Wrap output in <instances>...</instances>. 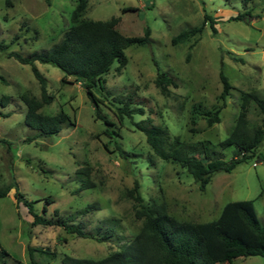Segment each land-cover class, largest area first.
<instances>
[{
  "label": "rangeland",
  "instance_id": "obj_1",
  "mask_svg": "<svg viewBox=\"0 0 264 264\" xmlns=\"http://www.w3.org/2000/svg\"><path fill=\"white\" fill-rule=\"evenodd\" d=\"M13 3L7 7L0 0V43L6 45L0 49V187L16 183L34 201L37 214L54 218L57 210L94 235L110 230L113 237L97 241L62 226L33 225V216L23 203H17L13 187L0 198V244L9 253H0V264H64L65 255L101 259L120 250L143 224L135 215L138 203L128 193L135 181L145 203L165 200L169 212L180 220H215L227 203L253 200L264 223V141L254 157L231 172H216L201 191L186 168L157 156L136 126L149 118L167 127L168 147L175 138L185 142L208 139L214 144L226 139L239 115L242 93L256 92L264 98V0H88L82 19L120 17L119 29L124 34L143 36L149 28L151 41L129 46L127 65L118 72V63H114L104 75L105 88L94 89L103 101L101 116L80 82L69 77L71 82L64 83L60 68L37 61L54 95V101L41 112L54 115L64 109L72 123H65L58 134L33 140L27 139L37 131L25 122L27 107L21 96L39 97L40 83L30 64L9 54L15 51L28 56L59 42L74 24L72 14L79 0ZM205 15L216 22V32L208 19L201 33L186 42L172 43L181 31L202 25ZM239 15L242 19L235 18ZM222 64L233 87L225 98L221 97ZM158 72L175 80L168 94L155 83ZM130 102L144 112L120 121L117 108ZM195 104H201V109H219L221 121L210 126L199 114L192 121ZM106 118L115 123L110 128L119 135L105 133ZM249 118L254 124L263 118L254 104ZM217 150L226 160L235 153L233 147ZM85 165L92 167L96 186L79 190L84 178L77 170ZM48 197L54 202L48 203ZM94 203L98 208L84 212ZM29 246L38 248L32 256ZM233 264H264V258L239 257Z\"/></svg>",
  "mask_w": 264,
  "mask_h": 264
},
{
  "label": "trees",
  "instance_id": "obj_2",
  "mask_svg": "<svg viewBox=\"0 0 264 264\" xmlns=\"http://www.w3.org/2000/svg\"><path fill=\"white\" fill-rule=\"evenodd\" d=\"M7 7L14 5L13 0H5ZM88 0H79L73 11L74 24L63 34L62 38L51 48L35 51L28 56L19 52H10V56L23 64H30L36 79L40 83L41 95L29 93L22 94L21 98L26 104V124L37 131L35 137L52 136L58 134L65 123H72L70 115L61 109L54 115L44 114L41 108L54 101V95L49 93L47 78L40 71L36 62L49 63L64 72L62 82H80L87 90L88 96L95 106L97 116H101L100 107L102 99L97 97L94 89L105 88L104 75L107 74L114 63H118L116 70L121 72L127 65L126 49L131 45H147L151 41L150 29L145 30L143 36H128L119 29L120 17L109 20L82 19ZM133 8H130L131 10ZM242 19V16H236ZM211 19V28L216 32L215 21L205 15L202 25L181 31L172 38V43L186 42L197 33H201L207 20ZM193 44L190 46L192 48ZM0 49H6L0 43ZM223 83L221 97L225 98L233 88L224 72L223 64L220 71ZM156 85L163 94H168L171 85H176L172 76L158 72ZM9 97H3L8 100ZM125 103L117 108V117L120 121L124 116L132 117L135 113H142V107H132ZM254 104L263 118L260 123L254 124L249 118L250 105ZM201 104L192 107V121L196 122L195 114L206 118L211 126L221 121L220 110L201 109ZM240 112L230 135L214 144L208 139L194 142H185L179 138L168 147L169 132L167 127L155 125L148 118L136 122V126L145 134L146 140L153 152L163 160L179 164L194 177L201 191H205L214 174L219 171L231 172L236 165L255 156L260 144L264 141V98L256 92H243L241 96ZM109 126L105 129L108 135H119L115 129L110 128L115 123L105 119ZM107 147V145H106ZM217 147L226 149L233 147L234 155L224 159V154ZM118 149L123 153L122 148ZM264 161V156H262ZM77 174L84 178L79 190L95 187L91 178L92 167L81 166ZM16 187L15 198L17 203H23L33 216V225H58L68 232L81 237L93 238L97 241H107L113 237L112 231L102 235H94L86 231L81 225L73 223L70 217H63L55 211L54 218H47L34 211V201L28 200L16 183L0 187V198L5 197ZM129 195L138 203L135 215L143 219L139 232L118 251L112 252L101 259L78 258L70 255L63 257L64 264H233L239 257L262 256L264 258V223L258 217L253 200L232 201L225 205L221 215L211 221L194 222L176 218L169 212L165 200H151L145 203L139 193V182L128 191ZM48 203L53 199L47 198ZM98 208L91 204L89 208ZM31 256L38 248L29 246ZM42 250V249H40ZM44 252V250H42ZM0 253L9 255L0 244ZM31 264H36L34 261Z\"/></svg>",
  "mask_w": 264,
  "mask_h": 264
},
{
  "label": "built area",
  "instance_id": "obj_3",
  "mask_svg": "<svg viewBox=\"0 0 264 264\" xmlns=\"http://www.w3.org/2000/svg\"><path fill=\"white\" fill-rule=\"evenodd\" d=\"M254 165H256V164H254Z\"/></svg>",
  "mask_w": 264,
  "mask_h": 264
}]
</instances>
